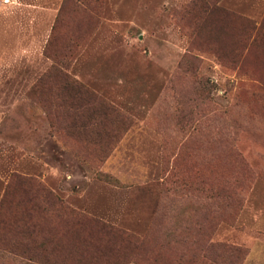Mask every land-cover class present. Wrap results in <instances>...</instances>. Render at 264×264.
<instances>
[{
    "label": "rangeland",
    "instance_id": "rangeland-1",
    "mask_svg": "<svg viewBox=\"0 0 264 264\" xmlns=\"http://www.w3.org/2000/svg\"><path fill=\"white\" fill-rule=\"evenodd\" d=\"M81 1L0 0V264L98 255L43 188L101 264H264V0Z\"/></svg>",
    "mask_w": 264,
    "mask_h": 264
},
{
    "label": "trees",
    "instance_id": "trees-1",
    "mask_svg": "<svg viewBox=\"0 0 264 264\" xmlns=\"http://www.w3.org/2000/svg\"><path fill=\"white\" fill-rule=\"evenodd\" d=\"M100 0H86L81 1L85 4H90L94 6L97 2ZM94 9V8H93ZM94 13V11H93ZM93 15V14H92ZM91 15V16H92ZM49 77L54 78L55 76L57 78H61L62 82L68 87V89H71L72 96H68L69 99L74 100L78 98H82L87 100L88 102H96L97 96L93 94L90 90H88L86 87L81 85L79 82H77L75 79L71 78L65 71H60L59 69L52 67L50 70V73L48 74ZM44 191L48 192V195L50 198H53L55 201L58 202V205L64 208L66 212V217L68 218L69 223L74 228H81L84 227V225H90L92 228L95 229V234L97 235L96 238L92 239L90 236H94V234H87V235H81L83 239L80 240V235L77 233V236L75 238L77 245H72L70 248L69 255L72 254L73 249L80 247L81 243L84 242V239H89L90 245H93L94 248H96V252L98 253L97 256L93 255L91 257V261H84L80 257L75 264H101L100 260L103 259V257H107V260H109L110 256H112L114 253H116L117 246L120 245V243H124L125 246H133L135 249L140 244L137 242V237H135L133 234H131L128 231H123L117 227H114L112 225H108L104 222H101L91 216H88L80 211H77L75 209H72L68 206H64L63 203L59 199L55 197V195L47 190L44 189ZM76 229V230H77ZM79 231V230H77ZM109 253V254H108ZM67 254V255H68ZM108 254V256H106ZM108 264H127L126 262H120L116 261L114 259L112 262Z\"/></svg>",
    "mask_w": 264,
    "mask_h": 264
},
{
    "label": "built area",
    "instance_id": "built-area-1",
    "mask_svg": "<svg viewBox=\"0 0 264 264\" xmlns=\"http://www.w3.org/2000/svg\"><path fill=\"white\" fill-rule=\"evenodd\" d=\"M5 1H8V0H5Z\"/></svg>",
    "mask_w": 264,
    "mask_h": 264
}]
</instances>
